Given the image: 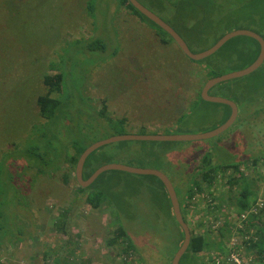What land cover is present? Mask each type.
<instances>
[{
  "label": "rangeland",
  "instance_id": "374dc122",
  "mask_svg": "<svg viewBox=\"0 0 264 264\" xmlns=\"http://www.w3.org/2000/svg\"><path fill=\"white\" fill-rule=\"evenodd\" d=\"M120 1L0 0V138L7 129L15 128L18 138L16 145L20 141L23 145L25 141L37 142L40 132L20 131L24 130L29 113H32L30 120L38 114L35 103L46 88L42 82L44 76L54 73H60L62 81L57 86L58 93H52L51 98L59 100L63 111L58 121L54 118V123L49 124H54L63 139V151L65 147L69 154L73 152L66 144L78 133H85L84 142L91 143L130 134L199 135L223 123L228 114L226 105L188 102L196 96L199 88L195 86L198 74L193 67L199 70L201 67L181 53L161 31L141 22L124 9ZM138 1L177 31L195 51L209 47L212 39L207 34L202 38L188 37L191 31L189 27L194 21L190 11H197L195 5L215 8V14L224 19L221 24L227 27L231 24L225 19L226 12L217 10L218 7H238L241 4V0ZM88 3L92 5L91 14ZM201 12L198 10L199 14ZM238 27L248 30L245 24ZM248 38H234L217 54L225 64V72L244 69L252 61L255 45ZM160 39L166 43H161ZM239 47L242 48L235 51ZM230 82L231 85L238 83L237 79ZM204 83L201 80L202 86ZM221 96L231 98L229 93ZM102 99L106 100L105 114L109 121L98 119L100 109L97 110L99 107L95 102L99 103ZM261 106L252 107L243 120L241 113H238L233 125L217 137L202 141L158 142L152 158L146 159L149 167L145 168L165 174L178 194H181L179 189H184L193 178L208 189L200 177L201 170H204L202 156L208 153L214 165L228 161L244 163L242 172L250 180L251 189L262 200L264 112L256 114V108ZM172 107L177 111H171ZM123 117L125 121L120 122L118 118ZM172 121L176 125H171ZM35 124L33 121L29 127ZM39 125L42 129L46 128V120L41 118ZM54 134L57 135L56 132ZM52 135L49 134L48 139H55ZM43 143L51 142L44 140ZM130 143L135 145L131 149L136 153L140 149L139 142ZM140 143L149 147L153 142ZM52 144L54 152H60L62 142L53 140ZM9 149V145L1 143L0 155ZM42 152L45 153L44 150ZM46 153V169L41 174L36 169L26 170L27 174H23L25 177L22 179L23 182L33 177V187L40 201L44 198V203L40 208L27 211L17 210L13 202L8 205L7 209L12 213L11 221L19 215L14 222L16 227L27 222L25 229L22 227L21 239L13 245L2 244L3 240L0 243L1 264H52V255L56 251L66 255L68 264H122L123 254L104 246L105 238L112 232V223L126 231L145 259L141 264H168L176 250L179 230L170 216L164 191L155 179L120 171L104 172L89 188L104 196L105 208L91 211L83 202L86 193H78L80 186L75 180V168L66 163L65 154L64 160L56 165L58 169L51 174L50 151L46 149ZM23 159L20 157L13 162L19 167L9 168L11 174L17 175L26 167ZM256 159L257 163L252 162ZM119 162L138 166L136 163ZM50 179L56 185H51ZM214 183L212 196L208 200L214 196H224L229 200L228 195L233 199L240 191L239 187L229 191L221 181ZM19 185L24 187L23 183ZM195 198L186 205V218L193 222L196 218L203 220V216L204 219L210 216L205 201ZM224 199H218L221 210L227 219L232 217L237 221L236 207L232 203H225ZM62 203L63 207H72V226L69 230L72 245L69 246L71 252L66 254L67 247L64 245L67 237L51 227ZM28 223L32 225L28 226ZM158 229L159 234L155 235ZM232 237L240 243L238 234ZM240 250V257L246 256L245 250ZM158 257L164 259L165 263L159 261ZM235 257L240 264H250V257L245 259L246 263L240 257ZM211 263L203 256L194 259L184 257L179 261V264Z\"/></svg>",
  "mask_w": 264,
  "mask_h": 264
},
{
  "label": "trees",
  "instance_id": "16d2710c",
  "mask_svg": "<svg viewBox=\"0 0 264 264\" xmlns=\"http://www.w3.org/2000/svg\"><path fill=\"white\" fill-rule=\"evenodd\" d=\"M120 5L124 9L130 11L132 15L138 17L141 22H145L148 25L150 24L151 26L157 28L165 36H167L171 42L175 43L166 32H164L161 28H159L153 22L148 20L136 9H134L127 0H121ZM195 6H197V11L196 9L195 11H190L194 15L192 17L194 21L189 27V30L191 31L190 34H188V37L195 39L196 37L201 36L202 38L205 34H207L210 35L212 39L211 45L209 47L195 51L191 48V44L189 45L187 41H185V39L176 31L186 42L187 46L193 53H199L210 48L224 34L230 31L243 29L238 27L239 24H245L248 27V30L256 32L264 39V0H241V4L238 7L220 5L217 10L221 11L222 9L226 12L225 19L228 20L232 27L231 25L226 27L221 24L224 19L219 18L217 13L215 14V8H212L208 5H204L202 8L198 4H196ZM87 8H89V13L91 14L92 5L88 3ZM198 10H201L202 14H199ZM231 40H229L216 53V56H210L209 58H206L202 61H194L196 65H199L201 67V70L193 67V70H195V72L197 70L196 73L198 74V81L195 82V86L199 88L197 89L198 91L196 96L193 99L188 100L189 103L198 101L205 102L200 98V91L202 88L201 80H203V82H206L209 78L218 77L227 73L225 72L224 62L220 61L219 55L217 54L225 46H227V44ZM249 40L254 43L255 49L253 51L254 58L247 66H249L257 58L260 50V46L257 41L251 38ZM160 42L163 44L166 43L164 39H160ZM241 48L242 47H239L235 49V51L238 52ZM180 52L182 53L181 50ZM61 81L62 77L60 73H54L51 76H44L42 82L46 86V88L44 89V93L40 94L37 97L35 103L38 107V114H35L34 119L30 120L32 117V113H29L28 116L30 118L29 120L25 121V124L23 126L24 130L20 131L21 133H28L31 130L32 132H40L37 142L32 143L25 141L26 144L23 145L20 141L19 144L16 145L15 140H17L18 138L17 133L14 130L15 128L7 129L4 132L5 134L2 136V138H0V145L1 143H4L10 146V149L8 151H2V154L0 155V243L3 240L2 244L13 245L15 242H17L16 240L21 239L20 235H23V228L25 229V222H27L25 221L24 223H22L23 225L21 227H16L14 222L17 218H19V215H17L12 221L10 220L12 213L7 208L9 207L8 205H10L11 202L16 205L14 207H16L17 210L21 209L25 211H27V209L32 210L34 208H40L44 203V198L40 201L39 197L37 196V190H35V188L33 187V177H31L30 180H25L22 182L23 177H25L23 174H27L26 170L35 171L36 169L39 171V174H41L43 170L46 169L45 165L48 164V160L44 157L47 154L46 149L50 151L48 158L50 168L52 169V171L50 172L51 174H53L54 170L58 169L56 165H58V163H60L64 159H66V163L70 167L75 168L77 160L82 154V152L88 146L95 143L84 142V138L87 135L85 133H78L75 138L71 139L70 142L66 144V146L71 148V151L73 153L69 154V150L67 151L65 147L63 151L62 137L57 132L56 128L54 127V124H49V122L54 123V118L55 121H58V119L60 118V114L63 111L61 106L59 105V100L51 98L52 93H58L57 86L60 85ZM237 81L238 83L236 85L229 84L230 81L216 85L209 91V95L221 96L223 94L229 93V95L231 96L230 100L237 105L238 113H241L242 120L244 119L243 116L249 114L252 110L251 108L258 104H261L262 106L256 108V114L260 115L261 113H263L264 63L257 71L253 72L249 76L240 78L239 80L237 79ZM189 84L191 85V83ZM105 101V99H102V101H100L99 103L95 102L96 107H99L97 110L100 109L97 114L99 120L107 119L109 121V117L105 114ZM226 108L228 110V114L223 123L228 119L230 115V108L228 106H226ZM171 111L174 112L177 111V109L175 107H172ZM68 114L70 115V113ZM41 118L46 120V128L44 127V129L40 128L41 125H39ZM118 119H120V122H123L126 118L123 117ZM33 121L36 122V126L32 125V127H29V125ZM173 124L176 125V122L174 123V121H172L171 125ZM55 132L57 135L54 134ZM49 134H53L54 136L52 135V137H55V139H48ZM19 137L21 138L22 136L19 134ZM44 140H49L51 143L44 144ZM53 140H55L56 142H62L60 152L58 153L54 152V148L52 149ZM115 144L117 146L113 149L112 147ZM115 144L104 146L105 148L102 147L99 150L91 153L87 157L83 167V179L89 178L91 174H93V172L99 167L110 163H121L119 162L120 160L127 162V164H138V166H130L140 168L149 167V165L147 164L148 162H146L148 160L146 159L152 158V155L154 154V146H157L158 142L150 143L151 146L149 147H147L144 143L139 142L140 149L136 153L133 152L131 149L132 146L135 145L130 142H119ZM12 147L13 149L11 150ZM36 149H38V151H36ZM42 150H44L45 153H43ZM63 153L65 154L64 159ZM20 157L24 158L23 160H25L26 162V167L22 170V172L20 171L17 175L11 174V172H9V168L19 167V165H16L13 162H16L17 159ZM261 160H264V154L261 155ZM257 161L258 159H256L255 161L252 160V162L254 163H257ZM202 162L204 164V170H201L202 173L200 177L207 184L208 189H205L202 183L196 178L190 179L184 189H179L181 194H178L175 189L180 205L182 218L184 222L188 225L191 234L189 245L181 259L184 257L185 259H187L188 257L194 259L203 256L206 261H211V264H216V262L217 264H229V255H231L232 253H236V255L240 257V249L243 248L246 253V256L241 255L240 257L243 263H246L245 259L250 257V264H264V198H262L263 205H261V207H258L257 205L255 206L257 200H259V196L251 189L250 180H248L246 178V175L242 172L243 168L241 167L244 163H235L229 161H224L225 163H222V161V164L219 163L214 165V163L211 162V158L208 153L202 156ZM261 168L263 172L264 165H262ZM147 177H151L159 183L162 190L164 191L165 197L169 204V208L171 210L170 201L162 183L154 176ZM257 177L260 178V175L258 174ZM50 181L51 185H56V182L53 181V179H50ZM219 181H221L224 187L227 188L229 191H232L234 187H239L240 191L237 192V195L233 196V199L228 195L229 200H226L224 196H214L212 200H208L209 196H212V187H214V182ZM94 182L90 186H92ZM19 183H23L24 187H21ZM90 186L86 188L78 187V193H86L83 198L84 204L88 205L91 211H98L103 207L105 208V206L103 205L104 196L100 192H93L92 190H90ZM194 197L198 199L202 198L205 201L206 210L208 211V214H210V216L206 217L205 219V216H203V220L196 218L195 222L186 218V205L192 203L191 200H193ZM222 198H225V203L228 202L229 204H234L238 215L240 213L246 212L252 206L256 207V212L249 213L246 218L247 220H245L241 226H238L236 221L232 217L230 219H227V216L221 210L222 205L218 202V199ZM213 201L214 203L212 204ZM224 201L222 203H224ZM59 210L60 212L58 216L52 221L51 227L53 231L67 237V241L64 245L65 248L67 247V249L65 250L66 254V252H71V248H69V246L72 245V240L70 239L71 232L69 231L72 226V207L70 205L63 207L62 203L58 211ZM170 216L179 230V236L176 240V252L183 242L184 235L182 229L174 219L172 210ZM28 224V226L32 225L31 223ZM111 229L112 232L110 236L108 235L109 237L105 238L104 246L109 250L115 249L118 250V252L122 253L124 256L122 264H127V262H132L133 264H141L145 262V259L140 254L138 249H136L134 243L131 242V240L127 236L126 231L123 229L122 226H116L114 223H112ZM158 234L159 229L155 232V235ZM237 234L240 236L239 245L235 244L234 246L229 248L228 246L230 245V240L228 239ZM56 252H54L55 254L52 255V264H68L66 255H62ZM174 254L171 256L169 262H167L168 264L171 263ZM158 259L159 261L165 263L164 259H160L159 257Z\"/></svg>",
  "mask_w": 264,
  "mask_h": 264
},
{
  "label": "water",
  "instance_id": "95a60500",
  "mask_svg": "<svg viewBox=\"0 0 264 264\" xmlns=\"http://www.w3.org/2000/svg\"><path fill=\"white\" fill-rule=\"evenodd\" d=\"M134 9H136L138 12H140L143 16H145L148 20L153 22L155 25H157L159 28H161L164 32H166L175 42L177 47L182 51V53L189 58L192 61H202L206 58H209L210 56L217 53L229 40L239 37V36H245L249 37L251 39H254L258 42L260 46L259 54L257 58L246 68L238 70L236 72H230L223 74L218 77L209 78L202 86L200 91V98L208 103H214V104H221L226 105L230 108V115L228 119L221 124L218 128L206 132L199 135H170V136H164V135H136V134H130V135H119V136H112L104 140L96 141L95 143L88 146L82 154L79 156L76 166H75V180L77 181L78 185L81 188H86L90 186L97 177L107 171H120L125 172L133 175H145V176H154L156 177L163 185L168 199L170 201L172 214L174 216L175 221L178 223L180 228L183 231V242L179 249L175 252L171 263L170 264H179V261L181 257L184 255L189 242H190V229L188 225L184 222L180 210V205L178 201V197L175 191V188L171 182V180L162 172L158 170L153 169H147V168H140V167H131L119 163H110L105 164L98 169H96L93 174L87 179H83V167L85 160L87 157L99 150L100 148L115 144L119 142H189V141H202L211 139L214 137L219 136L221 133L228 130L238 116V108L237 105L226 98L220 97V96H212L209 95V91L215 87L216 85L229 82L234 79H240L246 76H249L253 72L257 71L264 63V39L257 34L256 32L252 30H246V29H237L230 31L226 34H224L214 45H212L210 48L199 52V53H193L189 47L187 46L186 42L182 39V37L172 28L170 27L166 22H164L159 16L148 10L145 6H143L138 0H127Z\"/></svg>",
  "mask_w": 264,
  "mask_h": 264
},
{
  "label": "built area",
  "instance_id": "2783aa9c",
  "mask_svg": "<svg viewBox=\"0 0 264 264\" xmlns=\"http://www.w3.org/2000/svg\"><path fill=\"white\" fill-rule=\"evenodd\" d=\"M256 205L258 207H261V205H263V200H261V199L257 200V203L255 204V206ZM255 206L250 207L246 212L240 213L238 215V219L236 221V223H237L238 226H241L244 223V221L247 220L246 218H247V216H248L249 213H255L256 212V207ZM233 239H234V242H232ZM235 244H238L239 245V243L236 242L235 237H232L231 240H230V245L228 247L230 248V247L234 246ZM235 255H236V253H232L231 255H229V260L231 261V262L229 261V263H231V264L232 263L240 264L238 262V260L236 259ZM216 264H217V262H216Z\"/></svg>",
  "mask_w": 264,
  "mask_h": 264
},
{
  "label": "bare ground",
  "instance_id": "6f19581e",
  "mask_svg": "<svg viewBox=\"0 0 264 264\" xmlns=\"http://www.w3.org/2000/svg\"><path fill=\"white\" fill-rule=\"evenodd\" d=\"M102 175V174H101ZM135 176V175H134ZM112 179V178H111ZM116 186V185H115ZM105 205V204H104ZM141 218V217H140ZM56 224V223H55ZM56 226V225H55ZM112 226V225H111ZM59 228V227H58ZM120 230V229H119ZM57 234V233H56ZM107 234V233H106ZM123 242V241H122ZM118 245V244H117ZM46 246V245H45ZM61 248V247H60ZM66 250V249H65ZM48 252V251H47ZM55 254V253H54ZM11 258V257H10ZM57 259V258H56ZM55 260V259H54ZM98 263V262H97Z\"/></svg>",
  "mask_w": 264,
  "mask_h": 264
}]
</instances>
